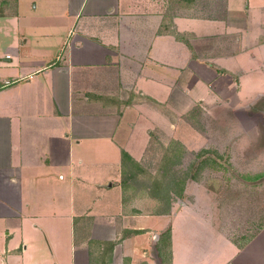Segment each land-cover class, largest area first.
<instances>
[{
	"label": "crops",
	"instance_id": "0c3cea01",
	"mask_svg": "<svg viewBox=\"0 0 264 264\" xmlns=\"http://www.w3.org/2000/svg\"><path fill=\"white\" fill-rule=\"evenodd\" d=\"M257 72L264 82V0H0V264L148 261L151 216L127 210L121 185L101 205L85 150L122 149L139 165L183 82L206 87L199 103L227 95L241 108ZM119 169L124 179L123 158ZM261 228L237 245L192 240L184 256L264 264ZM172 244L176 264L185 248Z\"/></svg>",
	"mask_w": 264,
	"mask_h": 264
},
{
	"label": "rangeland",
	"instance_id": "374dc122",
	"mask_svg": "<svg viewBox=\"0 0 264 264\" xmlns=\"http://www.w3.org/2000/svg\"><path fill=\"white\" fill-rule=\"evenodd\" d=\"M254 75L241 95L252 100L241 103V108L232 105L227 95L199 103L192 93L210 98L206 87L186 92L188 86L183 82L179 97H170L164 105V123L156 120L151 125V141L140 168L134 170L135 180L118 179L122 149L121 156L113 147L85 150L93 159L85 174L96 179L91 193L101 197V205L107 200L119 202L121 185L132 201L127 210L134 207L139 215L151 216L146 221L151 228L144 230L149 238L148 261L142 264H162L156 243L167 230H171L170 252L173 238L177 249L179 245L185 248L176 264H181L180 258L184 264H194L184 256L190 255L187 242L193 240L200 246L207 237H216L215 245L225 243V238L237 245L264 228V82H253L259 79L258 72ZM255 99H260L256 105L252 103ZM142 152L131 150L136 158ZM113 180L117 182L111 188L99 185L110 187ZM160 186L173 188L169 206L162 194L158 200L152 197ZM105 212L112 214L113 208Z\"/></svg>",
	"mask_w": 264,
	"mask_h": 264
},
{
	"label": "trees",
	"instance_id": "16d2710c",
	"mask_svg": "<svg viewBox=\"0 0 264 264\" xmlns=\"http://www.w3.org/2000/svg\"><path fill=\"white\" fill-rule=\"evenodd\" d=\"M200 155L201 154H199L198 156L200 157ZM122 158H123V174H124L125 179L128 177L129 181L132 178H133V180H135L134 177L136 176V173L134 172V170L139 169L140 166L137 165L133 161V159L129 156V154H127L124 151L122 152ZM192 177H194V176H192ZM172 190H173V188L171 186H167L166 188H163L162 186H160L157 189V191L155 190V192H153L152 197L154 199L158 200L161 197L160 194H162V196H164V198H166L165 200H167V206H169L171 203L170 199H171V195H172ZM177 194L179 196L182 195V190L180 192H177ZM162 212H164V211H161L160 213H162ZM165 212H167V211H165ZM134 233H141V232L135 231ZM165 238L168 240V244H166V245H164ZM170 245H171V230H167L165 235H162L156 243L157 255L160 258L162 264L167 263V262H169L170 264L172 263V252H170ZM166 246L169 249L166 248V250H165ZM113 247H114V244L111 245V249Z\"/></svg>",
	"mask_w": 264,
	"mask_h": 264
}]
</instances>
